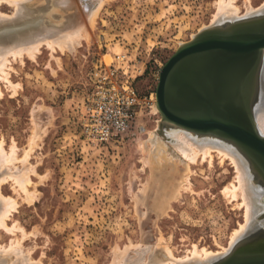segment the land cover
Masks as SVG:
<instances>
[{
	"label": "rangeland",
	"instance_id": "374dc122",
	"mask_svg": "<svg viewBox=\"0 0 264 264\" xmlns=\"http://www.w3.org/2000/svg\"><path fill=\"white\" fill-rule=\"evenodd\" d=\"M4 1L1 11L13 17L15 5ZM66 1L31 0L18 22H0L4 37L17 32L9 26L16 24L21 35L84 27L82 37L58 46L48 37L33 57L9 56L10 74L0 77V152L16 172L0 182V194L17 203L6 218L9 231L0 226V248L21 249H1L0 264H113L123 252L131 264L148 258L175 264L192 261L195 247L215 253L203 264L224 257L258 227L264 186L239 152L256 186V215L231 242L246 222L242 199L225 192L236 182L234 163H221L216 151L211 163L188 162L164 135L156 91L180 45L224 21L264 14V0H225L238 9L235 16L217 14L220 0H104L100 10L98 0ZM101 79L131 83L142 99L153 97L123 138L93 145L82 134V117ZM184 260L179 264L191 263Z\"/></svg>",
	"mask_w": 264,
	"mask_h": 264
},
{
	"label": "water",
	"instance_id": "95a60500",
	"mask_svg": "<svg viewBox=\"0 0 264 264\" xmlns=\"http://www.w3.org/2000/svg\"><path fill=\"white\" fill-rule=\"evenodd\" d=\"M263 49V14L208 27L171 55L156 91L163 122L231 141L262 186L264 137L256 129L253 107ZM258 221L211 264H264V215Z\"/></svg>",
	"mask_w": 264,
	"mask_h": 264
},
{
	"label": "bare ground",
	"instance_id": "6f19581e",
	"mask_svg": "<svg viewBox=\"0 0 264 264\" xmlns=\"http://www.w3.org/2000/svg\"><path fill=\"white\" fill-rule=\"evenodd\" d=\"M1 1H4V0H0V3ZM10 4H14L16 9L14 10L15 11V15L13 17H9L7 16L8 14H4L1 9H0V22H4V20L7 18L10 19L12 22H18L19 19L22 18L23 14H22V7L24 5V3L27 4V2L24 0H5ZM4 1V2H5ZM31 1V0H30ZM29 1V2H30ZM65 1V0H63ZM104 0H98V3L100 6L98 7V10H100V8L102 7V4L105 3V1L103 2ZM28 2V3H29ZM45 2H48V1H45ZM60 2V1H59ZM66 2H70V0H67ZM96 2V0H95ZM94 2V4H95ZM65 3V2H64ZM67 3V4H68ZM31 4V3H30ZM59 4V3H58ZM97 4L95 6H97ZM17 5V6H16ZM63 5V3H62ZM1 6V4H0ZM31 6V5H30ZM33 6V5H32ZM220 6V7H219ZM219 6H218V11L217 14H222V15H234L235 14L237 15V11L238 9L233 5L232 2L230 1H225V0H220L219 1ZM94 7V6H93ZM250 7V5H249ZM262 7V6H261ZM220 8V10H219ZM97 9V8H96ZM251 9V7H250ZM91 10H95L93 8H91ZM97 12V11H96ZM90 13V12H89ZM93 13V12H92ZM91 13V14H92ZM95 13V11H94ZM94 13L92 16H94ZM99 13V12H98ZM97 13V14H98ZM90 14V15H91ZM96 14V13H95ZM216 14V15H217ZM218 15V16H219ZM264 15V14H263ZM88 16V15H87ZM215 16V15H214ZM96 17V16H95ZM95 17H94V21H95ZM90 18V17H89ZM92 18V17H91ZM90 18V20H91ZM219 18V17H218ZM217 19V17H216ZM221 19V18H220ZM5 20V21H6ZM93 20V18H92ZM41 21V20H40ZM90 22V21H89ZM34 23V22H33ZM29 23H26L23 24V26L27 25ZM84 24V22H83ZM17 25H9L11 26L12 30L14 29V31H17V32H14L12 35L10 36H7V37H4V36H0V77L1 75L4 73L6 76L9 75L8 72H6V67L8 66V62H9V56L11 57H15V55H18V54H22V53H28V54H31V57L32 54L36 51V49H38V47H40V44L44 43V42H49V40L51 39L54 43L57 44H60L61 42H65L66 40H69V39H74V38H77L80 36L81 34V37L84 35H82V32L84 27L82 28V24L79 25V26H75V28H71V29H68V30H62V29H51V28H47L45 27L42 31L41 30H37L35 32H32V30L30 29L29 31L30 34H23L21 35V33H18L20 30H17ZM31 26L33 24H30ZM92 25V24H91ZM30 26V27H31ZM21 28V25L19 26ZM93 27V26H92ZM8 28V27H7ZM27 28H29V25L27 26ZM6 29V28H5ZM10 29V30H11ZM16 29V30H15ZM26 29V28H24ZM7 30V29H6ZM9 30V29H8ZM7 30V31H8ZM5 31V30H4ZM28 31V32H29ZM86 31V29H85ZM1 32V31H0ZM3 32V30H2ZM89 32V30H88ZM4 33V32H3ZM86 33V32H85ZM33 34H36L35 35V39H31V36ZM86 35V34H85ZM48 37H49V40H48ZM16 41V42H15ZM73 41V40H72ZM51 42V41H50ZM49 42V43H50ZM69 42V41H68ZM75 42V40H74ZM47 43V44H49ZM55 44V45H56ZM66 44V43H65ZM68 44V43H67ZM53 45V44H51ZM64 45V44H63ZM61 45V46H63ZM66 46V45H65ZM49 47V45H48ZM54 49V48H53ZM64 49V48H63ZM62 49V50H63ZM262 60H261V63H260V71L258 73V81L256 82L257 83V92H258V87L260 89V92H259V95H257V100H256V103L254 104V107H253V114H254V121H255V124H256V129L258 131V133L264 137V49L262 51ZM20 57V56H19ZM10 65V64H9ZM10 69V68H9ZM8 69V70H9ZM7 70V71H8ZM2 78V77H1ZM7 78V77H6ZM3 80V79H2ZM10 81V80H8ZM6 81V82H8ZM11 83V81L9 82V84ZM12 84V83H11ZM10 84V85H11ZM16 86V85H14ZM12 87V88H15V87ZM254 86H255V83H254ZM157 97V96H156ZM156 107V110H159V105H158V99L156 98V103L154 105ZM161 113V111H160ZM164 123L166 125H164ZM162 125L164 126V135L167 137V141L169 143H171V145L173 147H175V149L177 151H179V153L181 155H183V157H185L188 162H196L197 159L199 157H202L204 160L205 158H209L210 160V163L212 162V158H213V155H212V152L213 151H216L219 153V156L221 158V163L222 161H224L226 158H229L230 160H232L231 162L234 163V166H235V171H236V175H235V180L236 182H232L231 183V186L229 187H226L225 189V192H229L232 197L236 200V199H239L241 198L242 199V204L246 207V222L241 225V231L238 229L236 230L234 233H233V237H231V242H234L236 240V238L240 237L242 235V233L245 231V229H247V227L249 226L250 227V223H252V221L254 220L255 216L256 215L255 213V210H256V197L254 194L255 193V189H256V186H254V182L252 180V176L249 174V171H248V164L246 163V160L242 157V155L239 153L240 151L238 150V148L231 142V141H226V140H223L221 139L220 137H216V136H213V135H209L207 136L208 138H204L202 140H200L198 138V135L197 133L193 132V131H190V130H187L185 128H182V127H179V126H174L172 125L171 123H166V121L163 122L162 120ZM162 127V126H161ZM200 134V133H199ZM202 135V134H201ZM207 135V134H206ZM166 139V138H165ZM4 144V143H3ZM14 144V143H13ZM14 146V145H13ZM11 148H13L11 146ZM16 148V146L14 147ZM2 149V147H1ZM12 150V149H11ZM15 151V149H14ZM8 154V153H7ZM17 154V153H16ZM29 154V153H27ZM30 155V154H29ZM16 156V155H14ZM26 156V155H25ZM145 158V157H144ZM13 159V158H12ZM20 159V158H19ZM28 159V158H27ZM9 160H11V158L9 159V157H7L6 155H4L2 153V151L0 152V182L4 181L6 178H8L7 176H13L15 173L11 172V170H9L8 168L10 167L9 165L10 164H7L9 163ZM16 160V159H15ZM147 160V159H146ZM203 161V160H202ZM21 162V161H20ZM28 162V161H27ZM26 162V163H27ZM15 163V162H14ZM149 163V162H147ZM232 163V164H233ZM26 165V164H25ZM28 165V164H27ZM9 166V167H8ZM12 166V164H11ZM17 166V165H16ZM25 167V166H24ZM2 168V169H1ZM12 168V167H11ZM27 168V167H26ZM21 169V168H20ZM25 169V168H24ZM15 171V170H14ZM30 171V170H29ZM21 172V171H20ZM251 172V171H250ZM13 173V174H12ZM23 173V172H21ZM187 179V178H186ZM15 180V179H14ZM27 180V179H25ZM22 181H24L22 179ZM27 182V181H26ZM26 182H25V185H26ZM21 183V182H20ZM1 184V183H0ZM26 188V186H24ZM183 188V187H182ZM26 190V189H25ZM28 191V190H27ZM258 192V191H257ZM258 200H259V197H258ZM261 200V199H260ZM15 200H13L12 198H7L5 196H3V194L1 193L0 194V226L3 228L6 227V218H8L9 214L11 213V211L13 210V208L15 207V204L17 203H14ZM262 205V201L259 203ZM14 211V210H13ZM17 224V223H16ZM15 224V225H16ZM247 224V225H246ZM18 226V225H16ZM15 226V228H16ZM7 228H9L8 226L6 227V230ZM5 229V228H4ZM23 229V228H22ZM249 229V228H248ZM9 231V230H7ZM240 231V232H239ZM248 230H246L247 232ZM239 232V233H238ZM238 233V234H237ZM241 234V235H240ZM22 240V239H21ZM20 240V241H21ZM14 242V241H13ZM11 242V243H13ZM10 243V244H11ZM18 243L17 242V246H18ZM12 245V244H11ZM10 245V246H11ZM22 245V244H21ZM13 247H10L9 246L7 247V250L3 248H0L1 251H6L8 253V251H15L17 248H14V245H12ZM167 246V245H165ZM164 246V247H165ZM1 247V245H0ZM3 247V246H2ZM16 247V246H15ZM129 248V247H128ZM20 249V247H19ZM17 249V252L18 250ZM168 250H170L169 248H166ZM21 250V249H20ZM150 249H148L149 251ZM118 251V250H117ZM125 251V250H124ZM147 251V250H146ZM153 253H155L153 250H151ZM150 251V252H151ZM11 252V253H12ZM191 252L195 255L194 259L191 261L189 259H186L183 260L185 262H191L190 264H203L205 261H208L210 260V257L212 256H215L213 254L211 255L212 252H208L206 250V248H203V249H198L197 247H195L193 250H191ZM2 254V252H0ZM29 253V252H28ZM27 253V254H28ZM167 252H165L164 254H166ZM18 254V253H17ZM126 253L123 252L120 254L119 257H122L121 261H117L116 262L114 261L113 264H127L128 259H127V255H125ZM143 254H145V251L143 252ZM151 253H149V256H150ZM169 256V258H172V256L170 257V254L167 253ZM220 254V253H218ZM30 255V254H28ZM154 254H151V258L153 257ZM227 255V254H226ZM5 256V255H4ZM21 256V255H20ZM142 256V255H141ZM191 256V255H190ZM204 256H206V258H209V259H203L201 260ZM209 256V257H208ZM15 257V256H14ZM18 257V255H17ZM23 257V256H22ZM143 257V256H142ZM142 257H140V259H142ZM148 257V256H147ZM155 257V256H154ZM188 257V256H187ZM225 257V256H224ZM117 258V257H116ZM144 258V257H143ZM191 258V257H189ZM201 258V259H200ZM139 259V260H140ZM146 259V258H145ZM149 259V258H148ZM147 259V264H167L166 262L164 261H160V263H158V259H150V261ZM174 259V258H173ZM198 259V260H197ZM138 260V261H139ZM172 260V259H171ZM176 260V259H175ZM183 260H180V261H176L178 264L180 262H182ZM28 261V260H27ZM144 260H142L141 263H143ZM137 262V261H135ZM145 262V263H146ZM150 262V263H149ZM169 262V261H168ZM174 262V261H173ZM175 262V264H176ZM187 262V263H188ZM130 263V262H129ZM128 263V264H129ZM140 263V262H139ZM171 263V262H170ZM131 264V263H130ZM133 264V263H132ZM137 264V263H135ZM182 264V263H181Z\"/></svg>",
	"mask_w": 264,
	"mask_h": 264
},
{
	"label": "built area",
	"instance_id": "2783aa9c",
	"mask_svg": "<svg viewBox=\"0 0 264 264\" xmlns=\"http://www.w3.org/2000/svg\"><path fill=\"white\" fill-rule=\"evenodd\" d=\"M96 88L82 117V134L93 145L123 138L140 107L148 105V98L152 100L153 97L144 96L142 99L128 82L117 83L101 79Z\"/></svg>",
	"mask_w": 264,
	"mask_h": 264
}]
</instances>
